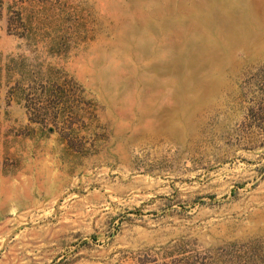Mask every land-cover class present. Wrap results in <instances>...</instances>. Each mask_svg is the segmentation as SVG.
<instances>
[{
  "label": "rangeland",
  "instance_id": "rangeland-1",
  "mask_svg": "<svg viewBox=\"0 0 264 264\" xmlns=\"http://www.w3.org/2000/svg\"><path fill=\"white\" fill-rule=\"evenodd\" d=\"M0 264H264V0H0Z\"/></svg>",
  "mask_w": 264,
  "mask_h": 264
}]
</instances>
